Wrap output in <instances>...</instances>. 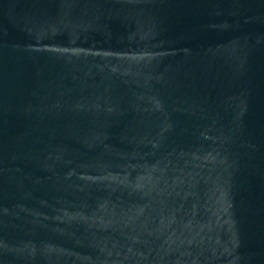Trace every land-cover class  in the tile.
I'll return each mask as SVG.
<instances>
[{"label":"water","instance_id":"water-1","mask_svg":"<svg viewBox=\"0 0 264 264\" xmlns=\"http://www.w3.org/2000/svg\"><path fill=\"white\" fill-rule=\"evenodd\" d=\"M0 264H264V0H0Z\"/></svg>","mask_w":264,"mask_h":264}]
</instances>
